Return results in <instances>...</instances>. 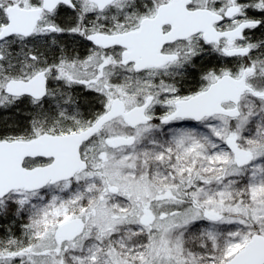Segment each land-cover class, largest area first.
Returning a JSON list of instances; mask_svg holds the SVG:
<instances>
[{"label": "snow or ice", "instance_id": "snow-or-ice-1", "mask_svg": "<svg viewBox=\"0 0 264 264\" xmlns=\"http://www.w3.org/2000/svg\"><path fill=\"white\" fill-rule=\"evenodd\" d=\"M0 264H264V0H0Z\"/></svg>", "mask_w": 264, "mask_h": 264}]
</instances>
